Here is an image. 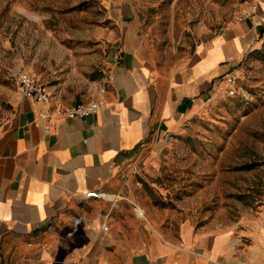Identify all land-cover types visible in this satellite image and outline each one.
Listing matches in <instances>:
<instances>
[{
  "label": "crops",
  "instance_id": "1",
  "mask_svg": "<svg viewBox=\"0 0 264 264\" xmlns=\"http://www.w3.org/2000/svg\"><path fill=\"white\" fill-rule=\"evenodd\" d=\"M121 26L117 51L76 99L18 93L0 119V264H264V202L199 226L178 224L152 193L163 146L223 97L218 80L238 76L264 15L185 53L157 47L140 19ZM94 100L98 111L66 114Z\"/></svg>",
  "mask_w": 264,
  "mask_h": 264
},
{
  "label": "rangeland",
  "instance_id": "2",
  "mask_svg": "<svg viewBox=\"0 0 264 264\" xmlns=\"http://www.w3.org/2000/svg\"><path fill=\"white\" fill-rule=\"evenodd\" d=\"M263 15L264 0H0V119L20 93V72L35 75L52 98L76 99L117 51L122 23L140 19L157 47L185 53L233 22ZM259 29L238 63L236 94L210 102L205 115L162 148L153 199L163 210H178V224L230 223L264 202Z\"/></svg>",
  "mask_w": 264,
  "mask_h": 264
},
{
  "label": "built area",
  "instance_id": "3",
  "mask_svg": "<svg viewBox=\"0 0 264 264\" xmlns=\"http://www.w3.org/2000/svg\"><path fill=\"white\" fill-rule=\"evenodd\" d=\"M238 78L234 73L223 75L218 80V91L222 93L226 92L228 95L236 94ZM19 82V91L22 96L32 98L34 100L50 103L52 100V92L49 90L48 86L41 81L33 74L28 72H20L18 74ZM104 90V89H102ZM102 103L99 101H90V102H78L70 106L66 110V114L69 117H85L88 116L99 109L102 108ZM46 115H49L47 112ZM88 198L95 197H106L107 195L101 191H89L85 194ZM80 223V219L76 220V224ZM108 229L107 226L104 227Z\"/></svg>",
  "mask_w": 264,
  "mask_h": 264
}]
</instances>
